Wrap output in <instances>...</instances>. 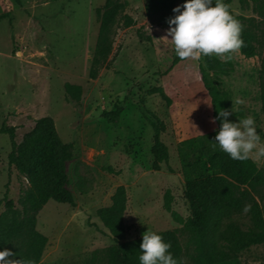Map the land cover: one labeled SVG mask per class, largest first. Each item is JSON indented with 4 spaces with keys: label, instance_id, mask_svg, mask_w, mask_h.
I'll list each match as a JSON object with an SVG mask.
<instances>
[{
    "label": "rangeland",
    "instance_id": "374dc122",
    "mask_svg": "<svg viewBox=\"0 0 264 264\" xmlns=\"http://www.w3.org/2000/svg\"><path fill=\"white\" fill-rule=\"evenodd\" d=\"M120 1L127 5L110 26L111 51L102 60L97 43L106 0H0V126H14L20 142L38 118L50 115L72 149L66 171L75 204L49 200L39 211L37 229L48 242L38 264H102V251L114 239L97 210L111 203L120 184L128 193L125 239L147 229L172 228L179 229L184 243L189 238L191 209L183 167L206 161L216 123L198 58H186L163 74L176 55L165 37L167 20L184 0ZM231 6L237 13L253 14L242 10L238 0ZM124 13L134 24L125 26ZM263 55L261 45L253 57H245L240 47L219 56L234 64L223 76L224 85L231 93V109L233 101H241L233 112L243 107L245 117H253L257 147H264L259 85ZM67 83L79 88L69 90ZM119 105L123 111L114 121L102 116L104 109ZM153 115L166 123L162 138L169 158L160 170L152 166ZM10 150L9 135L0 132V212L6 210L7 189L15 208L21 209L30 187L26 174L9 165ZM250 155L264 167V156L255 149ZM236 217L248 221L246 215ZM194 247L185 264H191ZM240 259L242 264H264V244L252 245Z\"/></svg>",
    "mask_w": 264,
    "mask_h": 264
},
{
    "label": "trees",
    "instance_id": "16d2710c",
    "mask_svg": "<svg viewBox=\"0 0 264 264\" xmlns=\"http://www.w3.org/2000/svg\"><path fill=\"white\" fill-rule=\"evenodd\" d=\"M234 0H224L228 10L241 24L243 44L240 49L245 57L259 54L261 38L264 36V0H238L242 10H252V15L237 13L232 9ZM126 1L106 0L101 12V30L97 43V56L108 58L111 44L107 42L110 26L117 15L125 10ZM125 26L134 24L133 17L123 14ZM186 59V58H185ZM184 59L174 55L169 66L163 70L167 74ZM198 69L207 91L213 117L221 108L231 110V93L224 85L223 76L234 70L231 60H225L215 53L199 55ZM96 70L91 71L94 76ZM260 98L264 112V55L261 57L259 72ZM79 88L67 83L66 88ZM123 107L104 109L102 116L109 121L117 119ZM243 107L232 112L229 120L236 122L244 118ZM153 127V169L160 170L169 158V149L162 138L166 123L158 116L150 118ZM215 130L208 137L206 161H196L183 167L185 196L190 204L188 219V240L184 243L177 228L155 231L169 242L168 249L178 264H185L190 254L191 264H242L240 253L254 244H264V167H259L254 158L232 159L219 146L212 144L220 120H215ZM1 133L10 138L11 150L8 163L25 173L30 187L26 191L21 209H16L13 199H4L6 210L0 212V249L9 248L15 258L30 259L38 264L46 248L48 237L37 229V215L43 206L53 200L59 203L75 204V196L68 188L66 162L72 156L71 145L65 142L57 129L54 118L42 116L35 121L22 141L16 139L14 126H0ZM128 193L124 184L116 187L111 203L98 208L97 214L109 230L114 242L102 251V264H140V242L142 235L125 239L129 226L124 220ZM245 205L248 210L244 211ZM236 215H246L248 221H238ZM198 237L201 241L198 242Z\"/></svg>",
    "mask_w": 264,
    "mask_h": 264
},
{
    "label": "clouds",
    "instance_id": "9594fccd",
    "mask_svg": "<svg viewBox=\"0 0 264 264\" xmlns=\"http://www.w3.org/2000/svg\"><path fill=\"white\" fill-rule=\"evenodd\" d=\"M172 11L176 13L167 20L169 27L165 36L174 46L175 54L180 59L198 58L199 55L217 54L222 56L243 44L241 24L230 14L224 0H184ZM170 37V38H169ZM233 108L218 110V116L212 120H220L212 146L226 152L230 158L244 160L253 149L257 156H264V147H257L260 140L253 117L239 118L233 122L228 119ZM248 210L245 205L244 211ZM171 247L162 236L150 229L142 233L140 242V264H178V260L168 251ZM0 264H33L30 259L15 258L9 248L0 249Z\"/></svg>",
    "mask_w": 264,
    "mask_h": 264
}]
</instances>
